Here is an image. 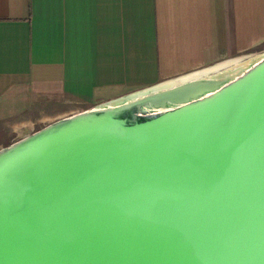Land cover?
<instances>
[{"label": "water", "instance_id": "95a60500", "mask_svg": "<svg viewBox=\"0 0 264 264\" xmlns=\"http://www.w3.org/2000/svg\"><path fill=\"white\" fill-rule=\"evenodd\" d=\"M198 70L0 147V264H264V54Z\"/></svg>", "mask_w": 264, "mask_h": 264}, {"label": "crops", "instance_id": "0c3cea01", "mask_svg": "<svg viewBox=\"0 0 264 264\" xmlns=\"http://www.w3.org/2000/svg\"><path fill=\"white\" fill-rule=\"evenodd\" d=\"M257 51L264 0H0V147L37 122Z\"/></svg>", "mask_w": 264, "mask_h": 264}, {"label": "rangeland", "instance_id": "374dc122", "mask_svg": "<svg viewBox=\"0 0 264 264\" xmlns=\"http://www.w3.org/2000/svg\"><path fill=\"white\" fill-rule=\"evenodd\" d=\"M260 52V53H259ZM262 54H264V52H261V51H257V52H254V53H252V54H245L244 56H243V58H240V59H237L236 61H234V60H230V61H228V62H225V63H221V64H218V65H215V66H217L218 68L216 69V70H219V71H221V70H224V71H227L228 69H231V68H235L236 67V65H242V63H248L250 60H252V59H254V58H257V57H259L260 55H262ZM230 62V63H229ZM220 67V68H219ZM145 88V87H144ZM138 90H140V89H138ZM134 91H136V90H134ZM130 92H133V91H130ZM127 93H129V92H127ZM124 94H126V93H124ZM121 95H123V94H121ZM120 96V95H119ZM35 112V109H32L31 110V113L33 114ZM45 123V121H41V122H37V123H35L33 126H32V130H35V129H37V128H39L42 124H44ZM31 130V131H32ZM0 138H1V135H0ZM3 142H4V140H3Z\"/></svg>", "mask_w": 264, "mask_h": 264}, {"label": "bare ground", "instance_id": "6f19581e", "mask_svg": "<svg viewBox=\"0 0 264 264\" xmlns=\"http://www.w3.org/2000/svg\"><path fill=\"white\" fill-rule=\"evenodd\" d=\"M262 55H260V56H262ZM245 64H247V63L246 62L245 63H242V65H245ZM242 65H236V67H239V66H242ZM217 68H218L217 66H213V67H209V68H206V69H202L200 71H197L195 73H192L191 75H189V77H199V76H207L209 74H214V73L219 72V70H216ZM232 69H234V68H231V69H228V70L230 71Z\"/></svg>", "mask_w": 264, "mask_h": 264}]
</instances>
